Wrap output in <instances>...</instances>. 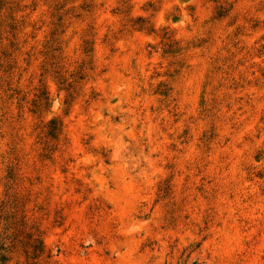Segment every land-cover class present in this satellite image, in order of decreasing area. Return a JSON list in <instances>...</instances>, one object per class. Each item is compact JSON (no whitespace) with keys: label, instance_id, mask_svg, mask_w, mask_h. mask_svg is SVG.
Wrapping results in <instances>:
<instances>
[{"label":"rangeland","instance_id":"1","mask_svg":"<svg viewBox=\"0 0 264 264\" xmlns=\"http://www.w3.org/2000/svg\"><path fill=\"white\" fill-rule=\"evenodd\" d=\"M0 206V264H264V0H0Z\"/></svg>","mask_w":264,"mask_h":264},{"label":"trees","instance_id":"2","mask_svg":"<svg viewBox=\"0 0 264 264\" xmlns=\"http://www.w3.org/2000/svg\"><path fill=\"white\" fill-rule=\"evenodd\" d=\"M3 218V207L0 206V219ZM6 225L4 233L0 234V250L4 252L1 261L8 260L6 253H12L21 248L26 257L36 258L44 252V245L38 233L30 228L23 216L13 215V222ZM11 229V230H8ZM7 233V234H6ZM6 234V235H3ZM8 239V242L5 241Z\"/></svg>","mask_w":264,"mask_h":264}]
</instances>
